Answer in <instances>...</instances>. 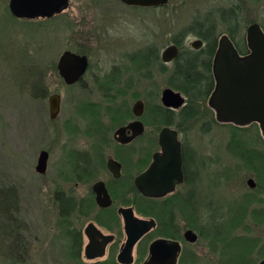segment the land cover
Masks as SVG:
<instances>
[{
    "label": "rangeland",
    "instance_id": "rangeland-1",
    "mask_svg": "<svg viewBox=\"0 0 264 264\" xmlns=\"http://www.w3.org/2000/svg\"><path fill=\"white\" fill-rule=\"evenodd\" d=\"M231 8H236L234 26L239 37H244L251 23L264 27V0H169L163 8L128 7L120 0H69L65 14L40 25L12 20L8 14L7 22L0 27V190L8 193L13 189L17 218L27 226L24 236L29 253L24 264H91L83 258L82 263L71 260V238L58 225L54 201L55 192L68 193L76 187L69 178L71 153L86 150L94 143L83 135L88 119L84 122L79 118L80 107H96L101 131L111 140L115 128L130 116L133 102L129 84L132 78H140L133 74L131 53L149 41L164 50L175 39L180 41L178 35L194 21L212 20L217 37L227 35V25L220 22V16L227 15ZM187 35L184 45L190 48L197 38ZM65 51L87 55L89 59L83 81L73 87L66 86L56 72L58 59ZM164 69L163 77L153 81L158 93L168 88L172 64ZM111 78H117L116 88L124 90L112 108L119 106L127 111V118L116 126L107 116L111 111L105 97L111 92L102 85L103 81L112 82ZM154 88L151 87L153 91ZM144 89L141 83L136 91L141 95ZM54 94L60 96V111L51 120L48 98ZM158 103V99L152 102ZM203 111L199 119L186 126V143L200 156L201 175L196 186L202 196L198 199L200 207L203 211L211 207L224 219H214L216 227L222 229L219 233L199 238L193 247L200 263L184 264H243L235 263L232 252L230 257L227 254L236 247L233 238L254 243L246 260L259 263L264 258V224H260L264 219L252 218L249 213L264 208V177L256 171L258 161L247 166L244 154L249 149L256 157L264 148L258 127L251 124L235 130L213 124L212 129H207L211 110L206 106ZM98 133L92 131L91 135L101 138ZM113 147L111 143L105 155L111 154ZM41 151L49 153L44 175L35 172ZM249 179L255 182L256 189L248 188ZM88 187L79 183L75 192L84 195ZM189 190L188 186L182 188L177 195L185 198ZM244 209L247 216L242 213ZM86 222L71 219L74 228ZM183 223L190 222L183 218ZM233 254L236 256L234 251Z\"/></svg>",
    "mask_w": 264,
    "mask_h": 264
},
{
    "label": "flooded vegetation",
    "instance_id": "flooded-vegetation-1",
    "mask_svg": "<svg viewBox=\"0 0 264 264\" xmlns=\"http://www.w3.org/2000/svg\"><path fill=\"white\" fill-rule=\"evenodd\" d=\"M51 1L54 2V0H17V10L21 9L27 11L30 9L35 15L33 17H17L11 12L10 0H0V27L7 22L8 14L12 20L40 25L42 23H48L54 18L66 13L69 7V0H66V8L60 9L58 12H49V6L47 3ZM30 5H32V7ZM251 24H257L264 34V27L262 25L255 22ZM248 26L245 29V35L243 37V51H241L228 37L240 58H245L250 54L246 40V30ZM196 38V40L201 42L198 49L192 47V43L195 40L191 43L190 48L185 47V38L180 40L182 43L180 46L172 43L171 45L177 47L178 55L175 60L167 64H164L162 61L163 47H157L153 41H149V43L147 42L148 44L141 49H133L135 51L131 53L130 63L132 64V70L134 71L133 74L138 75L140 78H132L133 80L129 84V92L131 93L130 96L133 102L130 109V116L122 124L118 125L115 128V131L120 128H125L124 136L125 138H130L135 131L131 130L129 126L139 122L141 127L138 129L141 130V133L128 143H121L115 140V131L112 134L111 140L108 138L103 140H101V138L95 139V137H88V134L84 133V137L86 139L89 138L94 140V143L86 150L71 153L70 159H72V161L69 164L70 180L75 181L76 187H78L79 183L89 185L84 195H78L75 192V189H78L76 187L70 189L68 193L62 192L64 198L73 206V211L70 212V220L76 218L87 220L84 226L81 225L78 228L73 227L70 232L71 235L74 236V238H71V241H74L76 244L77 249L75 254L77 255V261L79 263H82L83 259L85 262L91 264L119 263L117 260L118 255L121 253L127 240L124 230V218L120 213L121 209H129L133 212L135 218L141 220H153L155 223V227L144 234L134 245L131 254V263L133 264L148 263L150 259V246L158 240L165 241L166 244L178 246L175 264L200 263L198 261V253L194 251L193 247L196 246L199 238L206 236L214 237L217 232L219 233L222 230L221 227H216L218 225L214 222V219L216 218L221 219L222 222L224 219L222 215L219 217V214L211 211V207H207L206 211H203V208L200 207L198 199L202 196L196 191V186L199 184L201 175V169L199 166L200 156L196 149L188 147L186 143V137L189 132L186 126H188L191 121L199 119L201 113L204 112L203 109H205L206 106L209 107V98L216 88L213 65L221 36L210 38L211 45H208L205 39ZM212 42L214 43L212 44ZM184 50H188L189 52L202 51V53L207 52L208 54H212L209 61L213 81L212 90L206 100L207 105H205V108H198V116L191 119L186 125L174 128L173 126L164 124H167L168 115L175 116L182 112L183 108L186 106V97L179 92L185 98V105L177 110L167 109L163 107L161 102V94L163 90L158 93L156 91L157 88L155 89L153 87V81L158 76L163 77V67L172 64L173 69L178 57ZM80 56H85L88 60L86 74L89 70V59L87 55ZM56 72L58 74L57 64ZM85 74L73 85H66L59 74L58 76L66 86L73 87L79 85L83 81ZM141 83L144 84L145 89L144 92L139 95L136 89ZM151 87L154 88V91ZM157 99L159 103L153 105L152 102ZM137 102L142 103L143 109L142 114L138 117L133 114V107ZM209 108L211 112H209L210 120L206 125H209L207 129H212L213 124L223 127L230 126L235 130L242 129L246 126L236 125L231 122L218 121L216 111L211 107ZM254 124L258 127L262 146L264 147V136L261 125L259 123ZM163 128H170L177 133V140L181 148L182 182L175 186V190L171 194L162 198L151 199L144 197L138 192L135 180L149 168L153 162L154 155L161 153L159 134ZM111 143H113L115 147L112 148L111 154L105 155V149H107ZM256 159L258 161L256 171L264 177V148L261 152L256 153ZM110 160L117 164L119 172H116L115 174L118 176H115V174L108 169V162ZM262 182L264 181H261V183ZM253 184L254 186L252 188H248L251 190L256 189L255 182H253ZM95 185L98 186L97 190L99 195H97L94 190ZM187 186L190 188L189 195L185 196V198L178 196V191ZM262 187L264 188L263 185ZM57 192L54 193V200ZM97 196L99 197V202H97ZM147 200L157 201L160 205V210L145 214L138 213L137 207L139 205L150 204ZM183 206H185L184 209ZM246 206H248V203ZM186 209L188 210L185 211ZM244 210L242 213L246 215L247 210H245V212ZM249 214L252 218L257 217L258 219L263 220L264 208L251 211ZM183 218L186 221L189 220L190 223H187L188 227L187 224L185 225L183 223ZM260 224L264 223L261 222ZM90 225L93 227L89 229L88 227ZM188 230L192 231L197 236L195 243H189L185 240L184 234ZM161 257L163 258V252Z\"/></svg>",
    "mask_w": 264,
    "mask_h": 264
},
{
    "label": "water",
    "instance_id": "water-1",
    "mask_svg": "<svg viewBox=\"0 0 264 264\" xmlns=\"http://www.w3.org/2000/svg\"><path fill=\"white\" fill-rule=\"evenodd\" d=\"M120 2L128 7L160 8L166 6L169 0H120ZM16 3L17 0H10V9L15 16H35L30 9L17 10ZM66 4V0H54V2L47 3L49 12H58L66 8ZM246 40L250 54L245 58H240L228 36H221L213 65L216 88L209 98L208 105L216 111L218 121L231 122L236 125L259 123L264 136V34L257 24L248 26ZM200 44L199 40H195L192 47L198 49ZM177 55V47L168 46L163 50L162 61L164 64L170 63L177 58ZM87 67L88 60L85 56L69 51L62 53L57 63L58 74L66 85L77 83L85 74ZM161 102L163 107L177 110L185 105V98L179 92L165 88L161 94ZM48 104L49 118L54 120L60 110L59 95H51ZM142 111V103H135L133 114L138 117ZM139 127H141L139 122L129 126L135 131L130 138H125V128H120L115 131L114 139L121 143H128L141 133ZM159 145L161 153L154 155L149 168L135 180L138 192L151 199L171 194L175 186L182 182L181 148L176 131L163 128L159 134ZM47 161L48 153L41 151L35 166L37 174H45ZM108 169L113 174L119 172L117 164L111 160L108 162ZM115 176L118 175L115 174ZM247 185L252 188L253 181L249 179ZM97 187L95 185L94 190L99 195ZM97 202H99L98 196ZM120 213L124 218L127 240L118 255V264H133L131 254L134 245L144 234L155 227V223L153 220L135 218L129 209H121ZM91 227L93 226L90 225L88 228ZM184 238L189 243H195L197 240V236L190 230L185 232ZM177 251V245L166 244L165 241L158 240L150 246V259L144 264H175ZM162 252L163 258L161 257ZM259 264H264V259Z\"/></svg>",
    "mask_w": 264,
    "mask_h": 264
},
{
    "label": "trees",
    "instance_id": "trees-1",
    "mask_svg": "<svg viewBox=\"0 0 264 264\" xmlns=\"http://www.w3.org/2000/svg\"><path fill=\"white\" fill-rule=\"evenodd\" d=\"M235 9L236 8L229 9L227 15L226 13H222L223 16H220V22L227 25L226 33L228 37L241 51H243V38L235 34L234 24L237 23V13L235 12ZM216 33L214 22L212 20L208 21L205 19L203 22H192V24H190V26L183 30L178 36L181 37L180 40H182V37L184 38L188 36L187 34H193L198 38L205 39L207 44L211 45L210 38L217 37L218 35H216ZM235 36H237V38ZM173 43L179 46L182 45L181 41H178L177 39H175ZM213 43L214 42H212V44ZM23 55L26 56L25 51L23 52ZM211 55V53H202V51L189 52L188 50H184L178 57L175 66L168 75L166 86L184 95L186 97V106L180 114H176L175 116L168 115L167 124L165 123L164 125H170L177 128L179 126L186 125L187 122L198 116V108L202 107V105L206 103V100L212 90L213 81L209 67ZM164 70L165 69L163 67V74L166 73ZM117 80V78L116 81L111 78L113 83L103 81L104 83L102 84L111 92L105 98L107 106H109L108 110L111 111L110 113L107 112V116L111 120L113 124L112 126L115 124L117 125L122 119L127 118V111L123 107L117 106L112 108L113 105H115L118 96L121 97L122 94H124V90L116 88L119 82ZM118 90H120V92ZM94 107H88L87 105L81 106L79 118H84L82 119L84 122H86L85 119H88L85 124L87 125L85 133L88 134V137H92V131H99L98 134H100L101 140H103L107 138V133L104 132V130L101 131L100 115L98 114L96 107ZM250 125L251 124L246 125L245 127ZM244 154L247 166L257 160L254 152L249 149H247ZM15 196L16 195L13 189H10L8 193L6 191L4 193L0 190V257L2 258L0 264H24L27 263L26 261L28 260L29 242L24 236L27 226L17 218V197ZM54 201L57 211L58 225L64 229L65 235L70 238H74V236L70 233L73 228L70 220V212L73 211V206L64 198V194L62 192L56 193ZM147 201H149L150 204H141L137 207L138 213L145 214L160 210V205L157 201ZM68 243H70L69 250L71 252V260L77 261V255L75 254L77 249L76 244L74 241H69ZM232 243L236 247L234 249L226 247L230 248V251L228 250L227 252L228 256L232 252V257L236 260L235 263H248L251 259H246L247 257L249 258V253L255 244H252L249 240L243 238H233ZM232 250L235 252L236 256L233 254ZM261 253L264 254V249Z\"/></svg>",
    "mask_w": 264,
    "mask_h": 264
}]
</instances>
